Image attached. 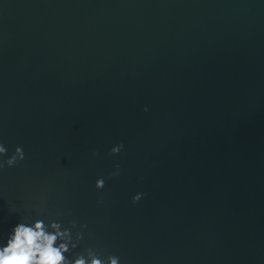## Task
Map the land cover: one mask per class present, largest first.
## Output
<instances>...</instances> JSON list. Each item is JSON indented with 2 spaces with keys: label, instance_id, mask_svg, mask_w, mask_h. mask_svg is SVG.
I'll use <instances>...</instances> for the list:
<instances>
[{
  "label": "water",
  "instance_id": "1",
  "mask_svg": "<svg viewBox=\"0 0 264 264\" xmlns=\"http://www.w3.org/2000/svg\"><path fill=\"white\" fill-rule=\"evenodd\" d=\"M0 143V244L60 214L75 253L264 264V0H0Z\"/></svg>",
  "mask_w": 264,
  "mask_h": 264
},
{
  "label": "clouds",
  "instance_id": "2",
  "mask_svg": "<svg viewBox=\"0 0 264 264\" xmlns=\"http://www.w3.org/2000/svg\"><path fill=\"white\" fill-rule=\"evenodd\" d=\"M147 110L144 109L145 112ZM123 148L122 143L118 144L110 149L108 155L116 156ZM6 155L7 149L0 143V171L5 167H14L25 159V153L19 146L4 160ZM116 169L110 176L120 175L118 164ZM95 187L102 189L104 179H98ZM144 195L145 193H137L132 197V203H138ZM98 203H103V199L98 200ZM37 212L39 215L40 209H37ZM59 215L57 214V219H49L47 223L39 218L29 222L26 217H22L7 233L4 243L0 244V264H120L119 256L102 257L99 249L93 247L75 253L74 250L84 239L87 224H81L73 235L72 230L77 228L76 221H71L67 227H63Z\"/></svg>",
  "mask_w": 264,
  "mask_h": 264
}]
</instances>
